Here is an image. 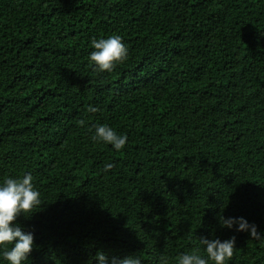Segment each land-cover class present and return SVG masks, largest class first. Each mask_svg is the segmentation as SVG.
I'll use <instances>...</instances> for the list:
<instances>
[{
	"label": "trees",
	"instance_id": "1",
	"mask_svg": "<svg viewBox=\"0 0 264 264\" xmlns=\"http://www.w3.org/2000/svg\"><path fill=\"white\" fill-rule=\"evenodd\" d=\"M113 34L128 57L101 72L91 40ZM29 172L27 264H175L232 237L228 264H264V236L219 221L264 234V0H0V182Z\"/></svg>",
	"mask_w": 264,
	"mask_h": 264
},
{
	"label": "clouds",
	"instance_id": "2",
	"mask_svg": "<svg viewBox=\"0 0 264 264\" xmlns=\"http://www.w3.org/2000/svg\"><path fill=\"white\" fill-rule=\"evenodd\" d=\"M89 53V62L101 72H111L118 63L128 57V48L122 37L113 34L107 38H93ZM89 112H96L95 106L88 107ZM83 123V122H81ZM92 142L110 145L113 149L122 150L127 142V134L118 133L112 126L99 124L94 127L91 136ZM112 163H105L104 171L113 168ZM33 175L25 173L22 177H7L0 182V264H27L34 248V234L24 230L17 218L24 215L40 204V192L35 187ZM26 216V215H25ZM222 227L238 232H248L252 238H260L264 234L258 232L255 224L249 223L244 217L219 216ZM199 244L203 246L205 255H201L198 248L181 253L175 264H228L233 257L235 237L221 240L219 238H200ZM95 260L98 264H142L140 256L135 254L123 258L112 257L109 260L104 252H97ZM160 264H168L165 258L160 259Z\"/></svg>",
	"mask_w": 264,
	"mask_h": 264
}]
</instances>
